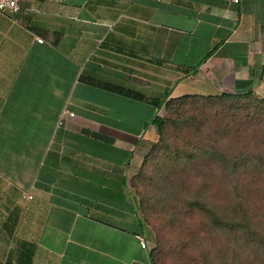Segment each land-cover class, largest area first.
<instances>
[{
    "label": "crops",
    "instance_id": "1",
    "mask_svg": "<svg viewBox=\"0 0 264 264\" xmlns=\"http://www.w3.org/2000/svg\"><path fill=\"white\" fill-rule=\"evenodd\" d=\"M250 91L264 97V0H24L1 13L0 264H155L130 184L155 100Z\"/></svg>",
    "mask_w": 264,
    "mask_h": 264
},
{
    "label": "trees",
    "instance_id": "2",
    "mask_svg": "<svg viewBox=\"0 0 264 264\" xmlns=\"http://www.w3.org/2000/svg\"><path fill=\"white\" fill-rule=\"evenodd\" d=\"M103 85L119 93L144 98V95L123 87ZM169 96L168 93L166 99L155 100L157 107L166 106L167 116L157 115L154 120L160 139L153 156L159 155L162 163L151 179L155 193L145 190L141 207L139 204L143 221L148 224L149 218L157 220L158 246L182 264L190 262L188 251L191 247L203 246L207 239L204 236L212 233L238 244L237 248L242 247L241 242L257 243L264 258V216L259 219L258 213L254 216L251 210L254 196L251 186L264 185V181L245 185L239 178L248 173L264 177V163L257 164L253 152L226 149V139L233 129L240 131V126L235 128L239 124L246 125L248 138L254 139L260 133L263 142L264 117L245 104L209 109L195 100H211L218 96L248 99L257 94L250 91ZM261 100L264 102V98ZM213 191L217 197L212 195ZM256 193H260V188ZM187 221H191L190 225ZM184 229L187 230L185 237L172 236L177 230L180 233ZM170 241L173 245H169ZM152 255L156 264L154 247ZM219 257L223 256L220 254ZM238 257L235 252L234 259Z\"/></svg>",
    "mask_w": 264,
    "mask_h": 264
},
{
    "label": "rangeland",
    "instance_id": "3",
    "mask_svg": "<svg viewBox=\"0 0 264 264\" xmlns=\"http://www.w3.org/2000/svg\"><path fill=\"white\" fill-rule=\"evenodd\" d=\"M262 98L264 97L257 94V96L248 99H241L239 97L223 98L218 96L211 100H204L199 98L195 100L198 101L199 105H206L209 109L213 106L229 107L234 104H245L246 106L250 107L253 112H256L258 116L264 117V102L261 100ZM161 116H167L166 106H163ZM238 126L241 127L240 131L239 129L237 131L233 129L228 139H226V149H228L229 151L233 150L234 152H253L255 157L254 161H257V164L262 165L264 163V141H261L263 137H261L259 133V135L254 139L248 138L246 125L239 124L236 125L235 128L237 129ZM159 139L160 134L158 129L156 128L155 133L150 137V144L147 153L145 154L142 162L134 169L130 176L131 189L135 197L137 198L140 207L145 190H150V192L155 193V189L151 187V179L154 178V176L156 175L157 167L162 163L159 155L153 156V153L155 152L154 148L159 142ZM239 178L240 182L245 183V185H250L252 182L264 181V177H259L256 175V173H248L245 176L241 175ZM251 187V190L254 189V196L251 198V202L253 204V208H251V210L254 213V216H256L255 214L258 213L257 218L262 219V216H264V185L257 184L252 185ZM259 188L260 193H256ZM212 195H214L215 197L218 196L215 191L212 192ZM156 221V219H148L150 233L147 234V239L150 241H154L156 264H182L166 255L167 251L161 249V247L158 246L156 239L157 230H155ZM187 222L190 225L191 221ZM178 232L179 231L177 230V234L172 233V236L178 235L185 237L187 230L184 229L180 230V233ZM204 237L207 238L204 245L200 247H191L190 251H188L191 260H188L190 262L184 264H264V258L260 255L261 251L257 249V243L247 244L246 242H241L240 245L242 247L237 248L238 244L229 242L228 240L222 238V236L219 234L212 233ZM169 245H173L171 241ZM235 252L239 254L238 259H234ZM220 254L223 257L220 258ZM206 255L207 257L205 259Z\"/></svg>",
    "mask_w": 264,
    "mask_h": 264
},
{
    "label": "built area",
    "instance_id": "4",
    "mask_svg": "<svg viewBox=\"0 0 264 264\" xmlns=\"http://www.w3.org/2000/svg\"><path fill=\"white\" fill-rule=\"evenodd\" d=\"M236 2H239V0H235ZM24 0H0V14L4 12H19L22 9V3ZM39 41H43L42 39H39ZM67 112V111H66ZM70 113V112H68ZM70 115H74L73 113H70ZM31 197V196H30ZM138 239L140 240L141 246L143 248L148 249L149 248V242L145 234H139L137 235Z\"/></svg>",
    "mask_w": 264,
    "mask_h": 264
}]
</instances>
